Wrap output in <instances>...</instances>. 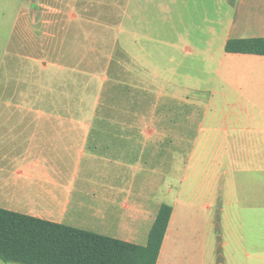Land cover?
<instances>
[{"label":"crops","instance_id":"crops-1","mask_svg":"<svg viewBox=\"0 0 264 264\" xmlns=\"http://www.w3.org/2000/svg\"><path fill=\"white\" fill-rule=\"evenodd\" d=\"M137 3L133 8L130 0L125 8L129 34L118 62L122 114L35 112V101L0 98V106L7 107L0 112V207L146 245L161 206L168 204L173 212L157 264H205L211 261L212 202L233 198L238 203L245 196L255 217L264 208V55L226 50L231 39L264 37V0ZM103 25H111V19ZM213 53L219 64L208 81L214 83L195 85L192 63L185 58ZM180 69L190 79L183 86ZM202 89L206 98L197 96ZM185 105L191 109H180ZM180 119L198 122V136L186 135L193 139L187 171L210 165L205 181L197 184L188 174L177 184L137 177L111 181L126 178L140 162L152 164L140 138L181 137ZM85 146L82 181H68L72 167L84 160ZM227 157L235 170L251 171L237 187L223 181ZM122 169L124 174H111ZM219 210L224 218H240L226 204ZM0 264L16 263L0 259Z\"/></svg>","mask_w":264,"mask_h":264},{"label":"rangeland","instance_id":"rangeland-1","mask_svg":"<svg viewBox=\"0 0 264 264\" xmlns=\"http://www.w3.org/2000/svg\"><path fill=\"white\" fill-rule=\"evenodd\" d=\"M131 1L135 8L139 0ZM129 2L0 0V98L35 101L36 105H32L35 112L45 110L88 117L122 114L124 84L118 62L123 60L122 47L125 35L129 34L125 26V8ZM110 19L111 25H103ZM215 53L211 57L194 55L185 58L192 63L189 71L195 78L196 82L192 81L195 85L203 87L214 83L208 78L214 77L213 71L219 64ZM205 70L209 72L202 74ZM185 72L180 69L178 83L182 86L190 80ZM201 79L205 81L202 83ZM201 91L197 96L206 98V89ZM111 103L116 105L115 109H111ZM6 108L0 106V112ZM180 109H191V106ZM92 124L96 125V122ZM176 124L181 137L152 138L144 134L140 138L142 145L146 143L148 161L152 158V164L140 162L138 169L127 170L129 176L126 172V178L115 180L112 177L111 181H131L134 177L137 181L157 179L164 181V185L182 181V177L188 174V157L193 148V139L186 135L198 136V122L180 119ZM114 129L117 127L112 125L111 130ZM84 149V160L82 162L81 157L80 165L72 167L68 181H82L89 147ZM229 164L227 157L225 169L229 172L223 181L232 182L237 187L239 181L250 178L251 171L241 173ZM209 166L205 168L201 164L195 170L190 169L189 179H195L197 184L205 181L207 172L204 169ZM155 168L159 175L155 174ZM122 170H111V174L115 171L124 174ZM243 198L244 201L238 200V203L233 198L212 202L215 210L210 214L211 261L205 264H264V208H259V215L255 217V208H247L251 205L250 198ZM220 204H226L228 210H234L240 218H224L219 210Z\"/></svg>","mask_w":264,"mask_h":264},{"label":"trees","instance_id":"trees-1","mask_svg":"<svg viewBox=\"0 0 264 264\" xmlns=\"http://www.w3.org/2000/svg\"><path fill=\"white\" fill-rule=\"evenodd\" d=\"M226 50L264 55V37L231 39ZM173 212L163 204L146 245L0 207V259L16 264H157Z\"/></svg>","mask_w":264,"mask_h":264}]
</instances>
